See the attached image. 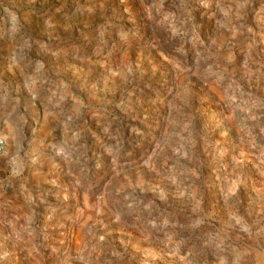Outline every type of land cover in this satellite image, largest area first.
<instances>
[{
  "label": "rangeland",
  "instance_id": "1",
  "mask_svg": "<svg viewBox=\"0 0 264 264\" xmlns=\"http://www.w3.org/2000/svg\"><path fill=\"white\" fill-rule=\"evenodd\" d=\"M0 264H264V0H0Z\"/></svg>",
  "mask_w": 264,
  "mask_h": 264
},
{
  "label": "built area",
  "instance_id": "2",
  "mask_svg": "<svg viewBox=\"0 0 264 264\" xmlns=\"http://www.w3.org/2000/svg\"><path fill=\"white\" fill-rule=\"evenodd\" d=\"M3 144H4V142L1 140V141H0V147H2Z\"/></svg>",
  "mask_w": 264,
  "mask_h": 264
}]
</instances>
